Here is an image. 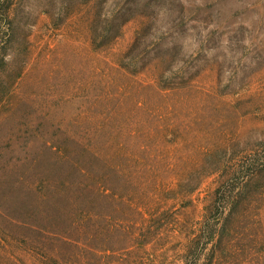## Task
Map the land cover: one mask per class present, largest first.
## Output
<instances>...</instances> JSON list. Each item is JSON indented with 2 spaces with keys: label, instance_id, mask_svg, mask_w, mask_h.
Listing matches in <instances>:
<instances>
[{
  "label": "rangeland",
  "instance_id": "rangeland-1",
  "mask_svg": "<svg viewBox=\"0 0 264 264\" xmlns=\"http://www.w3.org/2000/svg\"><path fill=\"white\" fill-rule=\"evenodd\" d=\"M262 147L264 0H0V264H264Z\"/></svg>",
  "mask_w": 264,
  "mask_h": 264
},
{
  "label": "trees",
  "instance_id": "trees-1",
  "mask_svg": "<svg viewBox=\"0 0 264 264\" xmlns=\"http://www.w3.org/2000/svg\"><path fill=\"white\" fill-rule=\"evenodd\" d=\"M261 149L262 151H260V153L262 154L264 151V147H262ZM238 163H240V160L236 162L232 170L236 173H242V179H245L246 176L250 175V172L254 171V162H250L249 167L245 170H243ZM243 166L244 165H242V167ZM246 167L247 166H245V168ZM231 180L233 181L234 177H232ZM224 183L226 185L222 191V193H224L222 195L224 204L216 209H208L202 223L197 221L195 226L198 229L196 232V237L194 239H196L198 241V244L201 245H206L207 243L214 242L212 244L213 251L216 242L224 239L226 236H229L232 232L231 227H229L227 223H225V220L234 216V207L236 206L237 197H239L240 195L238 189L233 187L234 183H230L229 177H226Z\"/></svg>",
  "mask_w": 264,
  "mask_h": 264
}]
</instances>
